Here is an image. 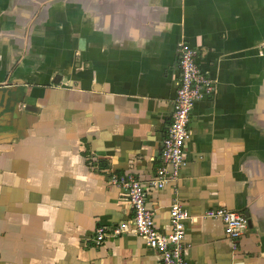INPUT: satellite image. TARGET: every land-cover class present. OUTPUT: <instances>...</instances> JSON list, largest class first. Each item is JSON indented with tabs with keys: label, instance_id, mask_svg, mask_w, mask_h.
<instances>
[{
	"label": "crops",
	"instance_id": "0c3cea01",
	"mask_svg": "<svg viewBox=\"0 0 264 264\" xmlns=\"http://www.w3.org/2000/svg\"><path fill=\"white\" fill-rule=\"evenodd\" d=\"M181 41L216 90L148 207L164 231L189 211V264H264V0H0V90L21 99L0 113V264H161L108 177L155 178ZM220 208L249 218L237 248Z\"/></svg>",
	"mask_w": 264,
	"mask_h": 264
},
{
	"label": "built area",
	"instance_id": "2783aa9c",
	"mask_svg": "<svg viewBox=\"0 0 264 264\" xmlns=\"http://www.w3.org/2000/svg\"><path fill=\"white\" fill-rule=\"evenodd\" d=\"M197 50L181 41L178 45L179 77L174 99V114L162 139L161 162L156 176L147 184L134 174L111 173L108 181L125 191L133 211L131 224L133 230L153 249L159 252L161 264H189L185 252L184 239L187 221L191 217L183 204L175 199L170 208L171 230L164 231L157 226L154 210L148 207L147 185L164 188L170 182L180 178L181 170L187 166L185 157L186 141L191 134L190 119L195 105L210 97L216 90V82L203 70L197 61ZM206 217L220 218L224 222L225 232L237 248V239L249 227V218L245 213L229 209H210ZM127 230L125 224L118 225L112 231L104 226L96 229L95 244L100 245L110 236L119 235Z\"/></svg>",
	"mask_w": 264,
	"mask_h": 264
},
{
	"label": "water",
	"instance_id": "95a60500",
	"mask_svg": "<svg viewBox=\"0 0 264 264\" xmlns=\"http://www.w3.org/2000/svg\"><path fill=\"white\" fill-rule=\"evenodd\" d=\"M10 91H13V90H10ZM14 91L16 92L17 90H14ZM9 96H11V95L9 94L8 91L0 90V113L5 108H8L10 110H14L16 108V106H17V102L16 101H20L21 100V99L18 100L16 98V96H12L9 104H6L7 103V97H9Z\"/></svg>",
	"mask_w": 264,
	"mask_h": 264
}]
</instances>
